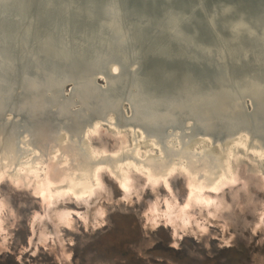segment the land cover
Returning <instances> with one entry per match:
<instances>
[{
  "label": "bare ground",
  "instance_id": "bare-ground-1",
  "mask_svg": "<svg viewBox=\"0 0 264 264\" xmlns=\"http://www.w3.org/2000/svg\"><path fill=\"white\" fill-rule=\"evenodd\" d=\"M196 2L197 0H123L124 6L132 15H146L154 20H160L167 11L192 14L191 22L183 25V29L190 36L194 29L196 35L192 37L208 47H217L220 42L208 27L206 16L221 5H231L232 8L220 18L223 24L243 19L257 28L264 27V0H202L203 12L192 11ZM75 25L76 28L87 29L89 32L94 30L86 21L80 19ZM218 26L219 33L227 37L229 33L224 25ZM257 44L258 42H252L243 36L239 46L246 49L231 46L232 53L229 56L240 58L243 50L255 52ZM159 46H166L164 50L174 53L182 50L176 44H168L162 35L146 42L143 48L152 50ZM258 59H264V54ZM251 63V60L247 63L240 60V65L232 67L225 78L220 74L221 70L207 66L204 62L199 67L184 60H164L152 56L145 60L141 72L151 84L149 89L156 93L159 92L161 84L164 85L167 95H171L174 89L183 87L185 83L195 85V89L204 94L200 96V102L187 105L188 110L194 112L207 109L211 114V121L214 122L213 119L223 120L225 114L229 115L225 108L233 96L249 95L254 98L256 108L264 111V66ZM111 69L116 71L117 66L113 64ZM164 74H171L173 79L163 82ZM99 75L103 78V74ZM97 81L104 86L102 79ZM68 86L70 85L64 88L67 92ZM26 92L31 93V90L27 88ZM53 103L54 100H44L41 97L30 99L28 95L25 99L13 98L8 104L7 111L24 114V130H35L31 137L28 132L19 136L17 145L21 152L17 151L14 144L17 139L16 128L7 126L0 129V187L3 184L11 185L17 192L29 193L32 198H39L42 212H37L31 222L32 235L36 237L38 244L46 245L56 235L55 231L59 232L64 225L75 227L72 225L73 212L66 208L58 209L57 202L71 199L85 208L82 212L74 211L85 225L89 219L93 225L99 222L103 210L96 208L89 216L88 209L104 189L105 185L101 181L103 177L119 185L127 199L137 192L133 184L136 174L144 179V185L159 184L167 189V182L172 177L180 180L186 190L183 201L178 203L175 197L166 196L162 202V198L156 196L149 207L151 223L155 227L164 225L169 228L173 237L178 234L183 236L186 229L193 224L198 225L201 219L197 217L195 205L200 211L207 209V214L212 217L225 218L226 214L235 212L234 208H225L224 202L217 200L216 196L224 192L228 201V198L234 196V187L242 165L249 164L246 174L262 181L261 191H264V147L251 144L247 132H239L224 140L223 144L219 135L213 144L210 134L198 133L182 149L180 130H176L162 145L157 135H153L155 131L152 129H146L145 132L139 125L119 123L114 114H109L104 119L97 113L81 128L80 138L72 136L74 127L69 124L58 132L59 120L55 121L45 109ZM65 105H59L61 112H64ZM125 108L126 105H123V109ZM12 112L6 114L7 119L12 120ZM223 112L225 114L222 115ZM262 114L261 117L264 118V112ZM28 115H32L31 118ZM259 115L260 112L255 117ZM236 117L241 122L243 117L240 114ZM147 133L150 136H146ZM103 134L107 141L114 143L112 148L100 139ZM253 142L257 143V140ZM78 143L83 145L88 155L86 159ZM164 148L173 153H166ZM107 158L112 161L106 160ZM97 188L101 190L99 194L95 192ZM0 202V242H3V224L5 217L12 215V210H8V203L3 198H0ZM261 215L263 219L264 210ZM48 221L52 222L53 228L48 225ZM13 223L14 220L10 221V225ZM31 241L32 237L30 243Z\"/></svg>",
  "mask_w": 264,
  "mask_h": 264
},
{
  "label": "water",
  "instance_id": "water-1",
  "mask_svg": "<svg viewBox=\"0 0 264 264\" xmlns=\"http://www.w3.org/2000/svg\"><path fill=\"white\" fill-rule=\"evenodd\" d=\"M196 3L192 11L203 12L202 0ZM231 10V5L225 4L206 16L208 27L220 42L217 47H208L192 37L196 35L194 29L191 36L183 29L191 22L192 14L167 11L160 20H154L146 15H132L123 0H0V129L16 128L14 144L21 152L17 145L19 136L24 132L30 136L35 130H24V114L7 111V107L13 98L25 99L29 95L30 99L54 100L45 108L50 112L47 114L59 120L58 132L65 125L73 126L72 136L80 137L81 128L98 113L104 119L114 114L119 123L139 125L145 132L152 129L162 145L176 130L181 132L182 149L198 133L210 134L213 144L219 135L223 144L243 131L249 134L251 144L264 147V111L256 108L251 96H233L229 108H225L229 115L223 112L225 119L213 122L207 109L188 110L187 105L200 102L204 94L195 85L187 82L167 95L161 84L156 93L149 89L151 84L141 72L145 60L152 56L184 60L199 67L204 62L221 70L225 78L232 67L240 65V60L264 66V59H258L264 54V27L257 28L243 19L223 24L220 18ZM78 19L91 25L93 32L76 28ZM218 25H224L227 37L219 33ZM159 35L168 44L180 46L181 52L164 50L166 46L143 48ZM243 36L258 42L257 51L243 50L240 58H230L231 46L246 49L239 46ZM113 64L116 71L111 69ZM162 77L163 82L173 79L171 74ZM97 79H102L104 86ZM66 85H70L68 92L64 90ZM27 88L31 93L26 92ZM61 104H66L64 112L59 109ZM8 112H12V120L7 119ZM259 112V117H255ZM237 114L243 117L241 122ZM78 144L86 159L83 145Z\"/></svg>",
  "mask_w": 264,
  "mask_h": 264
},
{
  "label": "rangeland",
  "instance_id": "rangeland-1",
  "mask_svg": "<svg viewBox=\"0 0 264 264\" xmlns=\"http://www.w3.org/2000/svg\"><path fill=\"white\" fill-rule=\"evenodd\" d=\"M104 136L100 135V139L113 147L114 143ZM245 165L239 169L234 196L229 201L224 192L216 196L225 208H234L235 212L225 218L212 217L207 209L200 211L195 205L201 220L198 225L193 224L196 227L186 229V235L176 237L169 228L151 223L149 209L156 196L162 202L166 196L175 197L178 203L183 201L185 186L174 177L167 182L169 191L159 184L144 185V179L136 174L133 184L137 192L128 199L119 185L101 178L104 189L101 192L97 188L96 194L101 193L88 209V215L96 208L103 210L99 222L93 225L89 219L85 225L79 216L73 215L75 227L62 226L46 245L37 243L31 229L33 216L42 212L39 198L3 184L0 198L8 203L12 215L5 217L3 224L5 239L0 242V264H264V191L262 181L246 174L249 164ZM66 200L57 202L56 207L71 213L85 210L73 200ZM51 223L48 221L53 228ZM105 223L107 227H102Z\"/></svg>",
  "mask_w": 264,
  "mask_h": 264
},
{
  "label": "snow or ice",
  "instance_id": "snow-or-ice-1",
  "mask_svg": "<svg viewBox=\"0 0 264 264\" xmlns=\"http://www.w3.org/2000/svg\"><path fill=\"white\" fill-rule=\"evenodd\" d=\"M213 191H215V189ZM0 203H2V202H0ZM73 215L78 216L79 214L78 213H73ZM102 227H107V224L105 223ZM159 227H164V225H160ZM176 246L177 245H174V247H176Z\"/></svg>",
  "mask_w": 264,
  "mask_h": 264
}]
</instances>
